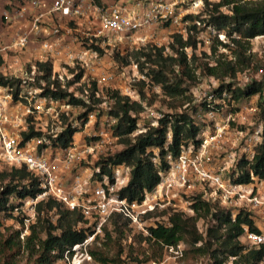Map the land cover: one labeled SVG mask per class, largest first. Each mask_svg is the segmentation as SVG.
<instances>
[{
	"label": "trees",
	"instance_id": "1",
	"mask_svg": "<svg viewBox=\"0 0 264 264\" xmlns=\"http://www.w3.org/2000/svg\"><path fill=\"white\" fill-rule=\"evenodd\" d=\"M182 20L189 22L188 33H196L199 31L196 26L200 25L215 32L210 37L209 56L201 54L204 58L212 57V63L203 62L192 66L197 43L195 37L186 35L182 38L179 34H173L171 42L167 44L170 53H164V48L155 47L139 51V57L150 66L143 72L144 64H139L138 71L158 86L162 95L170 98L184 96L189 87L182 86V78L193 84L196 70L199 75L218 81L217 88L212 91L214 101L225 99L231 109H235L234 106L239 102L256 96V113L261 124L259 142L250 161L246 160L242 143L240 144L236 150V161L228 168V178L236 185L264 184V71L258 79L250 78L243 85H237L235 82L236 75L250 67V58L246 54L249 41L264 36V0L204 1L200 13L194 16L185 15ZM217 34H222L227 41H219ZM221 48L228 51L230 56L218 54L217 51ZM186 49L191 52L188 59ZM94 50L101 53L97 47H94ZM117 55L116 52L114 58ZM34 66L38 73L33 79L35 88L39 90L38 96L53 101H64L78 110L77 119H84L94 109V105L99 103L94 100L97 93L94 83L90 84V88L87 86V90H83L85 101L68 91L70 86L79 83L83 78L82 69L77 73L73 69L72 79L62 88L52 74L49 61L34 62ZM40 82L44 84L41 86ZM19 84V80L0 76V85L11 89L13 99H16L19 92ZM106 95L111 101L107 114L116 119L113 135L123 144V148L99 159L95 165H99L100 173L108 177L110 171L107 165L128 167L127 184L118 192V196L129 203L139 202L143 194L151 193L159 183L160 177L169 171L170 164L166 156L175 159L180 148L186 145L198 148L202 127L194 122L187 110H181L163 115L156 127L147 128L135 135L136 117L142 111L140 104L130 102L117 91H107ZM206 105H201L204 110L208 107L214 111L219 110L217 104H210L208 107ZM195 109L196 107L192 108L193 111ZM76 132L77 129L66 124L54 138H49L51 149L67 148ZM38 136L40 133L34 131L30 125L27 126V131L21 134L22 141ZM40 191L37 178L32 172L23 165L8 166V169L0 172V216L12 218V213L23 201L35 199ZM189 201V208L194 216L184 217L177 212H162L168 222V225H165L162 217L152 218L153 213L158 211L149 212L143 216L147 234H140L138 238L160 248L183 243L187 245L189 254L207 256L211 264H264V244L248 245L243 236V228L262 234L259 226L252 221L253 210H238L231 218L232 213L229 210L200 200L199 196L192 197ZM34 212V222L27 227L28 234L23 236L22 240H19L20 230L3 237L0 223V264H14L13 258L19 250L25 254L24 264L63 262L65 252L67 257H70L71 248L81 244L94 232V224L90 218H84L77 210L65 209L51 198L37 200ZM201 217L209 220L203 236L195 228L196 220ZM17 221L22 225L21 220ZM108 226L112 228L108 230ZM130 227L127 219L113 214L102 225L99 233L106 241H117L125 236V231ZM99 233L92 236V241L98 239ZM88 245L85 246V252L96 264H120V251L113 258H109L103 252L87 247Z\"/></svg>",
	"mask_w": 264,
	"mask_h": 264
},
{
	"label": "built area",
	"instance_id": "2",
	"mask_svg": "<svg viewBox=\"0 0 264 264\" xmlns=\"http://www.w3.org/2000/svg\"><path fill=\"white\" fill-rule=\"evenodd\" d=\"M14 1L5 0V6L0 14L3 27L20 25L6 48L14 52H22L33 43V40L38 38L37 47L45 56L41 61L34 62L49 61L47 58L50 54L56 57L62 56L63 33L58 20L64 21L66 24L79 18H87L89 22L95 21L96 26L89 31V36L84 38L88 44L93 41V46L95 44L103 47L109 42L120 44L127 40L137 44L151 38L147 33H145L146 36H140V32L155 28L160 23L167 24L166 28L168 29H180L181 31H176V33L182 36V31L189 25V22L183 21L182 18L185 15H193L191 13L196 15L199 9L203 8L204 1L211 2V0H181L180 2L132 0L126 6V2L115 0L106 6L100 4L99 0H48V2L20 0L19 4ZM186 3H188L186 8L179 7ZM206 29L211 36L215 34L211 28ZM216 36L219 41L223 42L222 34ZM124 38L126 40H123ZM88 44L81 41L79 44L81 48L77 55L64 53L65 58L72 61V65L69 67L78 66L87 73L94 72L100 63L99 56ZM34 62L29 63V72L25 80H19V92L16 99H13L10 88L0 85V162L14 167L23 165L36 176L41 191L35 199L25 201L29 206H34L37 200L51 198L65 209L77 210L84 218H90L93 221V234L81 244L73 246L70 250L72 253L70 257H67V252H65L64 263L83 264L90 261V257L85 252V246L94 234L100 232L102 225L113 214L122 216L129 221L131 227L147 234L143 216L149 212H160L166 209L175 211V197L178 190L190 191L197 188L200 200L216 202L219 208L232 213L231 218L238 210H264V188L259 189L255 184H232L228 176H225L229 166L236 161L237 154L235 152L227 153L220 162L213 158L215 151L225 152L221 146V138L225 131L223 125L214 124V131L205 137L202 135V131L203 138L198 148L194 149L191 145H186L180 148L175 159L172 160L166 156V160L170 164L169 171L160 177L159 183L151 193H144L139 202L131 203L118 196V192L127 184L128 167L107 165L110 177L100 173L99 165L94 164L91 169L76 167L79 163L89 164L96 151L101 153L110 150L111 144L117 140L113 135L116 119L109 116L108 112L100 116L97 121L95 118L98 114L93 109L84 119H77L70 124L71 128L77 129V132L73 134L72 142L67 148L51 149L49 138H54L65 126L57 119L54 120L56 126L53 131L43 134L44 129H41L42 132L38 131L40 136L22 141L21 134L25 133L27 128L21 125L22 120L16 113L17 106L13 109L12 102L21 98V90L24 86L27 87L25 94L32 103L23 108L24 115H31L34 111L36 115H50L53 118H58L60 115L65 114L66 116L68 112L76 110L64 101H53L40 97L37 88L28 87L38 74ZM64 71H52V74L58 81ZM32 75L33 77H31ZM142 75L135 79H143L144 75ZM68 76L72 77V74H68ZM3 77L6 76L3 75ZM110 77L107 75L97 79L96 83L102 84ZM60 86L63 88V85L60 84ZM213 90L200 94V97L207 103V107L208 104L215 102ZM36 92H38V98L34 100ZM123 93L130 102L139 103L132 86H126ZM73 95L81 100H86L84 94ZM95 95L97 96V93ZM200 97L195 96L193 101L198 103ZM142 110L147 122L135 130V135L144 132L147 128L156 127L158 120L163 116L150 109L142 108ZM205 116L212 119L215 116V111L208 107ZM228 119L229 117H227ZM136 126L138 127L137 124ZM260 128L259 125L248 135L238 130L235 132L234 141L230 143L233 148L235 147L234 142L238 140L242 142V152L247 161L252 159L254 152L252 148H255L259 142ZM80 134H83V138L88 140L87 143H78L74 140V137ZM166 138L168 139L169 136L167 135ZM104 157L98 158L97 161ZM204 188L208 192H205ZM161 219L165 225H168L165 217ZM23 221L27 222L28 220ZM243 236L248 245L264 244V235L262 234L249 232L243 228ZM166 249L173 250L175 255L179 252L178 245Z\"/></svg>",
	"mask_w": 264,
	"mask_h": 264
},
{
	"label": "rangeland",
	"instance_id": "3",
	"mask_svg": "<svg viewBox=\"0 0 264 264\" xmlns=\"http://www.w3.org/2000/svg\"><path fill=\"white\" fill-rule=\"evenodd\" d=\"M15 3L20 2V0H15ZM211 2H217L216 0H211ZM19 4V3H18ZM188 3L179 5L181 8H186ZM5 6V0H0V14L1 10H3ZM202 11V8L199 9V13ZM224 11V10H222ZM197 12V14H198ZM194 16L195 13H191ZM201 18H204L201 16ZM3 27L2 22L0 20V28ZM167 27V24L160 23L159 25L155 26V28L144 30L149 31L147 34L151 36V38L148 41H145L143 43H132L129 40L122 42L120 44L109 42L108 45H105L103 47H99L93 44V41L91 44L87 43V40H82L84 43L88 44L89 47L94 49V47H97L100 50V54L97 52L99 56V65L96 66V69H94L93 73H87L83 71V78L79 82V84L72 85L68 88L69 92H72L76 95H83V90H87V86L90 88V84L94 83V87L97 90V96L94 97L95 101H99L96 105H94V111L97 112L98 116L95 118L97 121L100 116H103L108 112V108L111 106V101L107 99L106 92L107 91H117L120 96L124 97V88L126 86H132L134 88L135 93L137 94V101L140 103L141 108H146L154 111L155 113H160L162 115L170 114V113H176L181 110H187V112L190 114L192 119L195 123L199 124L202 128L200 129L201 132L203 131L202 135L205 137L208 134H211L214 129L213 125H223L225 127V131L221 138V146L225 150V152H222L221 150L215 151L213 153L214 160L220 162V160L225 157L227 153L235 152L238 147H240V140L234 142V146L230 145L231 142L234 141L235 135L238 130L243 132L244 134L248 135L251 134L259 125L261 126L260 122L257 118L256 113V96L250 97L249 99L243 100L239 102L235 107V109H231L230 106L226 103L225 99H218L215 100V102L210 103L211 106L214 104L218 105L217 111H215V116L212 119H208L207 116H205V113L207 112V108L204 110L202 108V104L206 105V102L200 97V94L207 93L209 90L216 89L218 86V81L216 79H213L211 77H204L199 75L197 70L194 73V82L191 84L187 79L182 78L184 83H182V86L188 85V90L184 93V96L182 97H167L162 95L161 90L158 86L150 82L148 79L143 77V79L136 80L135 78H139L142 74L138 71L139 64H144V71H146L147 66H150L146 63H144L143 59L139 57V51L143 50L146 51L149 47H155V48H164V53H170V50L167 48V44L171 42V35L177 34L176 31H181L180 29H170L165 30ZM196 28L199 30L196 33L189 32L188 28L186 27L182 31V38H185L186 35H190L192 37H195L196 40V48L194 50L195 55V61L191 64L192 66L208 62L212 63V57L204 58L201 54L204 53L206 56H209L208 53V45L211 43V34L209 31L204 28L203 26H196ZM143 32V31H142ZM140 32V33H142ZM0 33L1 30H0ZM139 33V32H138ZM1 36V35H0ZM123 40H126L124 38ZM39 39L33 40L34 46H37ZM226 38L223 39V42H226ZM95 43V41H94ZM10 44L9 42H6L5 45H3L0 42V48L2 49V53H4L7 57H5L6 61L9 56H14L15 52L9 48H6ZM23 51V50H22ZM117 56L114 58V54ZM218 54L222 53L226 56H230L228 51H225L224 49H219L217 51ZM185 54L187 55V59L190 57L191 52L189 49L185 50ZM246 54L250 58V67L246 70H244L241 73H238L235 77V82L237 85H242L248 81L250 78L258 79L259 76L264 71V36L256 37L249 41L247 45V52ZM136 62L138 64H136ZM2 63V62H1ZM0 63V65H1ZM5 66V65H4ZM4 66H0L4 67ZM135 66V68H134ZM137 66V67H136ZM65 67V66H61ZM65 69V68H64ZM75 70L77 73L80 68L78 66H72L65 69L64 74L61 75V78L58 79L59 83L63 86H65L66 82L72 79V77L68 76V74H71L72 70ZM176 70V68H174ZM29 72V64L24 63L21 66V70L15 71L14 73L7 74V72L4 74L6 77H11L16 80H25L27 77V74ZM73 74V73H72ZM111 76L109 80H106L102 84H97V79L104 78L106 76ZM1 76V72H0ZM143 76V75H142ZM33 77V75L31 76ZM133 81V82H132ZM214 83V85H212ZM28 87L34 89L36 84L35 82L29 83ZM41 86L44 84L43 82L39 83ZM34 87V88H33ZM212 88V89H211ZM36 89V88H35ZM27 90V87L24 86V88L21 90V98L14 100L12 102L13 109L16 108V113L19 118H21L22 126L30 125L34 128V131H40L41 129H44L43 134H47L50 131H53L54 127L56 126L55 119L58 120L63 125L66 124H72L74 121H77L78 116V110H72L71 112H68V114L65 116V114L60 115L58 118H53L50 115H36L35 112L31 115H24L23 108L28 107L29 104L31 105V101H29V97L26 96L25 91ZM38 92H36L34 96V100H36ZM195 96H199L200 99L199 102L196 103L193 101V98ZM26 97V99H24ZM16 101V102H15ZM208 104V105H210ZM11 107V105H10ZM196 107V109L193 111L192 108ZM11 110V108H10ZM144 110V109H143ZM140 111L137 114V128H140L141 126L146 123V119L144 116V112ZM57 111V110H55ZM227 117L229 119L227 120ZM95 127V126H94ZM261 130V128H260ZM42 132V131H40ZM201 133L199 134V139L201 140L203 136ZM74 140L76 142H85L87 143L88 140L83 138V134L76 135L74 137ZM111 149L107 150L105 152L101 153H94V157L91 158V161L89 164L85 163H79L76 167L79 168H92L95 162L98 158L108 156L110 154H113L114 152H117L123 148V144L119 143L118 140L113 142L111 144ZM254 150V147L252 148ZM8 169L7 165H4L0 162V172ZM229 173L225 174L227 177ZM259 189L264 188V185H258L255 184ZM205 192H208L206 188H204ZM199 196V190L196 188L194 190H178L176 192L175 197V211H170L169 209L162 210L160 212H154L152 215V218H161L165 217L162 215V212H166L167 214H171L172 212H177L183 214L184 217H191L194 216L189 208L190 204V198ZM211 203V202H209ZM217 206L216 202L211 203ZM218 207V206H217ZM51 214V213H50ZM162 215V216H161ZM12 218H6L0 216V223H1V234L3 237H7L9 234L16 230H20L19 234V240L23 239V236L28 234V226L34 222L35 218V212H34V206H29L25 201L15 209V211L12 213ZM252 221L254 224L259 226V228L262 231V234L264 235V210L263 209H257L252 211L251 214ZM28 220L27 222L23 220ZM17 220H21L22 225L18 223ZM51 220H54V217L52 216ZM208 218L201 217L196 220L195 222V228L199 234L202 236L204 235V230L206 226L209 224ZM112 227L108 226L107 229L110 230ZM145 236L146 234L142 231H140L137 228L130 227V229L126 230L124 233V237L118 238L117 241H106L101 237V233H99L98 239L92 241V239L89 241L90 248L92 250H99L103 252L106 256L109 258H113L115 254L120 251V264H211V261L207 258V256H195L188 253L187 245L183 243H179L178 249L179 252L177 255L173 252V250H169L166 248H160L156 247L154 245L148 244L138 236ZM242 240V239H241ZM101 241L103 243H101ZM243 242V240H242ZM26 260L25 254L19 250L18 254L15 255L13 258L14 264H24ZM56 264H66L62 261L57 262ZM83 264H96L92 261V259L88 262H84Z\"/></svg>",
	"mask_w": 264,
	"mask_h": 264
},
{
	"label": "crops",
	"instance_id": "4",
	"mask_svg": "<svg viewBox=\"0 0 264 264\" xmlns=\"http://www.w3.org/2000/svg\"><path fill=\"white\" fill-rule=\"evenodd\" d=\"M45 2H48V0H43ZM115 0H99L100 4H104L106 6L112 4ZM126 2V6H128V2H132V0H121ZM144 2H147L149 0H143ZM152 1V0H150ZM166 2H180L181 0H164ZM59 25L62 26V46L63 51L61 53V57H56L54 55H48L49 62L51 64L52 71L54 72H60L64 71V69L61 67L62 65L65 66V68H68L72 65V61H69L65 58L64 53H70L77 55L79 52V49L81 48L79 46L80 42L84 40L85 37L89 36L90 30L96 26L95 21L89 22L87 18H79L75 20L74 22L66 24L64 21H57ZM23 24L21 25V27ZM20 25L18 26H12V27H1L0 30L2 33H0V42L5 45L6 42H9L12 40L15 33L18 31ZM170 30L168 28L165 29ZM149 31H145L140 33V36H146L145 33H148ZM3 48H0V60L1 65L4 66L0 68L1 76L7 72V74L14 73L15 71L21 70V66L24 63H31L34 61H41L43 57L45 56L44 53L41 52V50L34 46V43L30 44L25 50L22 52H15L14 56H9L7 58V61L5 57H7L4 53H2Z\"/></svg>",
	"mask_w": 264,
	"mask_h": 264
}]
</instances>
